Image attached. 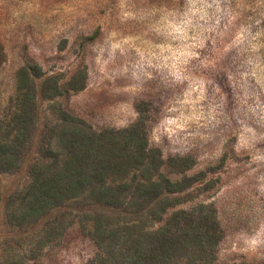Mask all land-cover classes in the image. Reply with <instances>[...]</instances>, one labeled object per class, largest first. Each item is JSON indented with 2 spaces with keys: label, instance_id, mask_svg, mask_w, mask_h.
<instances>
[{
  "label": "rangeland",
  "instance_id": "1",
  "mask_svg": "<svg viewBox=\"0 0 264 264\" xmlns=\"http://www.w3.org/2000/svg\"><path fill=\"white\" fill-rule=\"evenodd\" d=\"M22 86L33 87V131L16 165L0 169V264L130 262L83 229V213L117 217L87 189L37 218L13 212L48 130L65 153L62 111L97 135L119 132L120 145L139 123L141 168L153 175L160 156L180 184L143 211L158 218L167 199L155 227L192 237L171 264H205L206 252L214 264H264V0H0V127ZM53 226L61 234L40 245Z\"/></svg>",
  "mask_w": 264,
  "mask_h": 264
},
{
  "label": "trees",
  "instance_id": "2",
  "mask_svg": "<svg viewBox=\"0 0 264 264\" xmlns=\"http://www.w3.org/2000/svg\"><path fill=\"white\" fill-rule=\"evenodd\" d=\"M21 72L26 77L25 69ZM32 90L31 86L19 88L17 112L9 121L1 123V170H11L16 165L19 160L15 161V155L23 151L31 139L33 127L27 108L33 100L30 97ZM61 115L63 128L60 137L65 142L63 148L66 154L57 153L51 148L52 130H48L43 138L42 162L31 167L28 182L21 191H15L10 197L13 212L23 210L18 219L37 218L61 206L62 202L80 197L79 192L87 189L88 198L94 205L103 212L117 215L112 219L101 214L96 217L82 214L83 229H88V234L95 239L103 253L115 259V249L118 248L119 254L127 252L122 257H125L123 260L129 259V264L173 263L176 254L184 251L188 240L189 243L192 240L191 236L179 229L174 231L168 227H155V224L162 223L161 217L167 215L173 203L167 199L160 203L158 213L162 216L158 218L155 209H150L148 216L143 211L163 194L178 193L180 184L164 174L165 164L160 156H155L152 162L156 169L153 175L147 173L146 167L141 168L144 159L148 158L145 141L143 144H132L133 137L140 131L139 123H133L122 131L129 137L126 143L120 145L113 138L119 132L105 131L97 135L79 127L73 119H68L66 111H62ZM176 167L183 170L186 166L180 163ZM212 233L215 236V228ZM60 234L58 226L50 227L40 245L54 241ZM144 241L148 243L149 254H146V249L144 253L140 250ZM205 251L202 246L201 252ZM204 261L205 264H214L207 252Z\"/></svg>",
  "mask_w": 264,
  "mask_h": 264
}]
</instances>
